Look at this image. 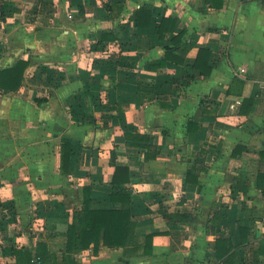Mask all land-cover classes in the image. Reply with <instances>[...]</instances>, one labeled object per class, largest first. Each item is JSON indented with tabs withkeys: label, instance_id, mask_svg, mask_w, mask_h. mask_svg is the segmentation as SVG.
I'll return each mask as SVG.
<instances>
[{
	"label": "crops",
	"instance_id": "1",
	"mask_svg": "<svg viewBox=\"0 0 264 264\" xmlns=\"http://www.w3.org/2000/svg\"><path fill=\"white\" fill-rule=\"evenodd\" d=\"M70 1L52 0L26 23L25 84L0 91V264H224L220 238L234 246L228 264H264V0ZM141 7L152 11L150 28L136 27ZM163 17L211 50V76L194 67L197 47L180 53L184 64L155 69ZM40 20L64 37L31 35ZM10 23L0 20L1 42ZM107 32L117 39L101 42ZM117 167L129 183L113 184ZM87 186L93 210L121 208L113 194L131 196L138 254L102 243L66 252ZM172 214L193 220L167 221Z\"/></svg>",
	"mask_w": 264,
	"mask_h": 264
},
{
	"label": "trees",
	"instance_id": "2",
	"mask_svg": "<svg viewBox=\"0 0 264 264\" xmlns=\"http://www.w3.org/2000/svg\"><path fill=\"white\" fill-rule=\"evenodd\" d=\"M223 0L219 7L223 6ZM81 13L84 10L80 11ZM83 14V13H82ZM153 22L152 11L146 7H141L136 14V27L145 29L150 28ZM158 40L165 50V55L155 65V69L166 68L169 62L177 65L184 64V59L181 58V52L190 51L198 48V54L195 60L194 67L200 71V75L209 77L212 74V66L210 60L212 52L206 46L198 44L199 36L192 35V41H185L186 31L177 26L175 17H163L156 26ZM41 37H49L50 39L64 37L59 32L41 31ZM170 36V38L168 37ZM30 37L25 36V39ZM115 34L107 32L101 36V42H110L116 40ZM23 52V50H22ZM13 62L5 67L0 68V91L3 94L18 93L25 84V75L28 68L32 65L30 60L21 56L13 57ZM153 68V66H152ZM154 69V68H153ZM234 85L242 86L243 83L235 80ZM230 92V90H229ZM250 100H245V102ZM47 98H36L35 103L38 107L47 103ZM197 124V118L194 119ZM193 121V122H194ZM198 122V121H197ZM192 124V123H191ZM136 139L142 141L144 138L141 135L135 136ZM72 153V139L68 136L62 137L61 144V170L68 173L70 167ZM132 180V174L126 168L117 167L112 179L113 184H125ZM258 187L264 196V174L258 176ZM91 187L87 186L83 189L84 207L81 211L74 212L72 222L68 226L66 237V252L79 253L91 247L98 252L100 244L109 248H130V254H138L140 249L139 238L136 234V222L133 220L131 209V196L129 194L116 193L111 195L113 202H120L121 208L111 210H93L91 209ZM166 220L169 222H191L192 216L187 214H172L167 215ZM146 241H152V235L146 238ZM18 253V252H17ZM234 246L230 239L220 238L217 240V256L219 260L231 259L234 256ZM32 257V254H28ZM227 258V259H225ZM40 260L39 257H37Z\"/></svg>",
	"mask_w": 264,
	"mask_h": 264
},
{
	"label": "rangeland",
	"instance_id": "3",
	"mask_svg": "<svg viewBox=\"0 0 264 264\" xmlns=\"http://www.w3.org/2000/svg\"><path fill=\"white\" fill-rule=\"evenodd\" d=\"M27 1L28 2L24 4V6L25 5L27 6V8L23 9L24 6L22 7L21 3H18L17 1L14 4V2H12L11 0H6V2H3V0H0V2L3 3V4L0 3V20L6 21V19L7 20L9 19L11 21L10 24H12V25L7 26V28L4 31V34L3 33L1 34V37L3 40L2 42L0 41V59H3V60L0 63V67L11 64L13 62L12 55L15 58V56H21L23 53L27 52V47H26L27 45L26 44L22 46L20 45L21 42H24L23 40H26L25 36L29 32V31H26V26H25L26 23H30V22L32 23V21L35 20V15H38L39 14L38 12L40 10H42L43 8H46L45 5H48L49 2L52 3V0H27ZM55 1L57 5L63 2H67V3L71 2L70 0H55ZM38 6H39V9H38ZM4 7L8 8V10H6V8L4 9ZM10 7L12 9H9ZM12 12L19 14L18 17L22 16V18L17 19V17H15L16 14L13 16L11 15ZM21 13H24V14H21ZM23 15H24V18H23ZM41 15L42 14H39V17H41ZM41 24H42L41 20L37 23H34V25H36V27H39V28L32 30L31 35L36 33L37 30H40L42 32L48 31L40 27L39 25ZM28 55L29 57L31 56V54H28ZM33 71L34 70H31L29 72L30 78H31V75L33 76V73H34ZM41 71H43V69ZM44 82L42 84H44Z\"/></svg>",
	"mask_w": 264,
	"mask_h": 264
},
{
	"label": "built area",
	"instance_id": "4",
	"mask_svg": "<svg viewBox=\"0 0 264 264\" xmlns=\"http://www.w3.org/2000/svg\"><path fill=\"white\" fill-rule=\"evenodd\" d=\"M244 72H245L244 69H241V70H240V74H243Z\"/></svg>",
	"mask_w": 264,
	"mask_h": 264
}]
</instances>
